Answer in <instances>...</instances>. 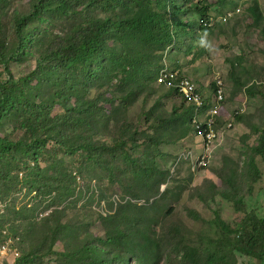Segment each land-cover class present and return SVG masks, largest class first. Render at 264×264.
Returning <instances> with one entry per match:
<instances>
[{
    "label": "rangeland",
    "instance_id": "1",
    "mask_svg": "<svg viewBox=\"0 0 264 264\" xmlns=\"http://www.w3.org/2000/svg\"><path fill=\"white\" fill-rule=\"evenodd\" d=\"M36 1L0 0V52L16 47L15 19L30 15ZM185 1L177 0L181 13L164 16L175 36L167 46L107 35L92 73L76 69L66 86L78 92L71 103L83 115L56 141L32 146L35 125L23 98L53 105L51 118L65 116L62 101L52 100L57 75L16 92L20 109L0 126V138L20 143L0 159V244L8 247L1 264H17L22 255L27 264H207L210 256L214 264H264V241L250 239L264 217V162L253 152L264 127V0H208L207 16L204 6ZM83 4L69 17L56 6L35 9L22 35V61L9 64L15 81L38 70L57 37L91 20L139 13L123 0ZM150 10L164 14L156 3ZM165 64L181 69L210 101L219 83L225 93L224 134L204 168L193 107L156 82ZM134 75L138 80L125 86ZM6 79L0 63V84Z\"/></svg>",
    "mask_w": 264,
    "mask_h": 264
},
{
    "label": "trees",
    "instance_id": "2",
    "mask_svg": "<svg viewBox=\"0 0 264 264\" xmlns=\"http://www.w3.org/2000/svg\"><path fill=\"white\" fill-rule=\"evenodd\" d=\"M93 1H100L101 4L108 5L121 0ZM123 1L128 6L137 9V12L139 13L120 19L105 18L91 20L89 23L85 24L75 32H72L70 35H67L63 38L57 37L51 41L44 51V56L38 70L18 81H15L11 75L9 64H19L22 61V35L24 29L26 28L27 22L30 20V18L35 17V9L46 11L56 6L55 9L58 10V12L69 17L71 15H76V8L85 4H83V0H37L34 3L33 11L30 15H23L15 19L14 30L18 41L16 43V47H14L12 52L8 53L7 55H5L4 52H0V63L3 65L4 72L7 75L6 81L0 84V126L3 120L10 117L12 113H18L20 106L17 105L15 98L17 95L16 92L20 90L22 85L27 87L33 82L41 83L42 81H47L48 77L57 75V77H54V85L57 86L58 89L55 90V96L52 98V100L54 99V101H62L65 116L51 118V111L54 107L53 105H46L44 103L39 104L37 102L31 101L30 99L23 98L25 101V115L27 116V121L32 125H35L32 127V146L34 148L40 149L46 144L56 141L61 135L64 127H69L73 124L76 125L78 122L75 120L76 117H81L83 115L80 111V108L75 107V105L71 103L72 98H75V94H78V92L75 91L73 86H71L69 90L66 89V86L72 84V74L76 69H81L84 74H87V76L92 73L90 71L93 69V66L99 62V56L105 47L107 35L114 32L122 36L131 34L133 36L140 37L142 41L159 46H167L174 42L175 36L172 35L170 24L167 20H165L164 16L166 13H168L169 9H173L175 15L182 12V8L177 4V0ZM191 1H195V3L201 7L204 6L208 0H186L185 2L188 5ZM153 3H156L157 7L161 8L164 14L151 11L150 9ZM68 4H70V6H68ZM200 11L205 12L207 16L209 6H204L200 9ZM206 16L204 18H207ZM210 21V18L207 20L205 19L203 21L204 27L209 28ZM5 37L6 32L3 28V21L0 17V41ZM43 68H46L47 71H43ZM165 68L173 71H179L181 78L188 79L197 87V93L200 94L203 99L202 107L199 108L190 98L179 92V89L176 87L177 81L162 80L161 72ZM135 80H138V78L134 75L127 79L124 84L125 86H131ZM156 82L160 86H164L175 91L184 100V102L193 107L194 115L192 118V125L195 130V135L203 143L204 153V135L205 130H207V122L211 118L210 111L214 107L218 106L217 102L215 101L217 91L213 96V100L210 101V95H205V93L201 91L193 79L186 76L181 69L170 67L168 64L162 65L158 70L156 74ZM218 88L222 89V87L219 85ZM215 90H217L216 86ZM127 98H130V94L127 96ZM224 101L225 93L224 100L220 104L224 103ZM221 112L222 111H220L219 116L216 115L214 117L218 129L220 124L219 120L222 117ZM257 132L259 137L256 146L253 147V152L264 162V127ZM223 134L224 133H222L221 136ZM120 143L121 141L118 142V144ZM19 145L20 143H14L8 139L0 138V159L11 154L16 148L19 147ZM85 149L86 148H83V150ZM203 153L200 155V157L203 155ZM205 166H200V168H204ZM260 238L264 241V217L258 220L256 223L255 233H253L250 237L253 242ZM250 245L243 246L242 249L246 254L253 257L255 256V250L254 247H251ZM88 251L92 254H100L97 247H89ZM18 258V260L15 259L17 260V264H27L29 261L28 255H22ZM261 259L264 260V249L261 251ZM215 261V257L210 256L208 258L207 264H214ZM98 262L99 264H107L109 261L102 259Z\"/></svg>",
    "mask_w": 264,
    "mask_h": 264
},
{
    "label": "built area",
    "instance_id": "3",
    "mask_svg": "<svg viewBox=\"0 0 264 264\" xmlns=\"http://www.w3.org/2000/svg\"><path fill=\"white\" fill-rule=\"evenodd\" d=\"M162 80H170L177 81L176 87L179 89V92L184 94L186 97L190 98L199 108L203 106V99L200 94L197 93V87L188 79L181 78L179 71L169 70L167 68L163 69L161 72ZM221 85V83H219ZM224 100V91L221 88H218L215 101L218 106L214 107L211 111V118L207 122V130H205L204 135V146L205 152L201 157L198 158V162L200 166H205L208 161L211 159L212 150L215 146V143L218 141L219 137L221 138V133L218 130V126L216 124L215 116L220 115V103ZM232 125L229 124L228 127ZM8 251V247L5 244H0V254L6 255ZM12 256L17 257L18 253H11ZM1 258V256H0ZM0 260V264H1Z\"/></svg>",
    "mask_w": 264,
    "mask_h": 264
}]
</instances>
